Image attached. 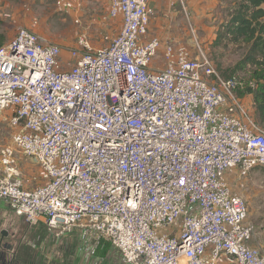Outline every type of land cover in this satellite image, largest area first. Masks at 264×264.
<instances>
[{
  "label": "built area",
  "instance_id": "obj_1",
  "mask_svg": "<svg viewBox=\"0 0 264 264\" xmlns=\"http://www.w3.org/2000/svg\"><path fill=\"white\" fill-rule=\"evenodd\" d=\"M107 2L100 21L121 19L107 48L80 33L64 58L28 28L0 48V114L13 131L0 202L56 237L76 231L82 262L108 241L122 264H264L230 184L264 169V130L237 79L198 44L149 37V0ZM17 155L38 167L32 188Z\"/></svg>",
  "mask_w": 264,
  "mask_h": 264
},
{
  "label": "rangeland",
  "instance_id": "obj_2",
  "mask_svg": "<svg viewBox=\"0 0 264 264\" xmlns=\"http://www.w3.org/2000/svg\"><path fill=\"white\" fill-rule=\"evenodd\" d=\"M56 1L0 0V48L11 42L20 28H28L60 46L63 50L62 56L67 58L65 50L77 47V37L85 27L89 26L91 35L94 33V38L89 41L96 49L107 48L118 34L117 23L100 21V17L105 13V0L96 4L97 17H89L85 21L81 18V25L75 23V14L58 8ZM231 7V0H217L215 6L209 10H206L205 0H172L171 11L178 12L177 18L175 17L174 38H178L180 43L192 50L198 44L222 78L234 76L239 83L236 93L253 116V95L249 94L248 89L254 87L251 78L254 69L250 66L242 70L236 68L243 59L246 48L228 44L226 40L218 41L220 27L228 20ZM4 118L5 116L0 114V149L10 144L13 132ZM254 119L264 130V125ZM17 158L20 168L23 169V166L26 169H23L24 177L33 176L36 164L19 155ZM229 177L233 192L250 205L247 221L255 228L252 245L264 249V169H255L248 179H238L234 173ZM3 232L7 234L4 239ZM79 242L76 231L56 237L41 224L33 227L22 218L15 217L0 203V250L4 245L10 246L11 249L6 252L7 257L16 253L19 264H122L108 241H103L108 246L104 257L100 258L94 254L90 261L81 263Z\"/></svg>",
  "mask_w": 264,
  "mask_h": 264
},
{
  "label": "trees",
  "instance_id": "obj_3",
  "mask_svg": "<svg viewBox=\"0 0 264 264\" xmlns=\"http://www.w3.org/2000/svg\"><path fill=\"white\" fill-rule=\"evenodd\" d=\"M231 3L228 20L220 27L218 41L226 40L228 44L246 48L236 68L242 70L250 66L254 69L251 76L254 87L248 92L253 95V117L264 125V0H231ZM107 251V244L101 241L93 255L102 258Z\"/></svg>",
  "mask_w": 264,
  "mask_h": 264
},
{
  "label": "crops",
  "instance_id": "obj_4",
  "mask_svg": "<svg viewBox=\"0 0 264 264\" xmlns=\"http://www.w3.org/2000/svg\"><path fill=\"white\" fill-rule=\"evenodd\" d=\"M67 1H69V0H67ZM71 1L77 2L80 5V11H78L77 13H74L75 14L74 18L78 15L79 20H80V22H79L80 25H81V18H83V21H85L89 17H91V18L97 17L98 11L96 8V4L100 3L101 2L100 0H70V2ZM205 1L207 3V9L206 10L212 9L213 6H215V4L217 3V0H205ZM171 4H172V0H149V5L153 9V16L151 17L150 23H149V32H148L149 37H158L161 39H166V38L175 39L174 38V33H175L174 29L176 28V18H177L178 12L171 11V8H170ZM175 9H177V7ZM175 9H174V11H175ZM263 9H264V6H263ZM103 10L105 11V13L103 15H105L107 13V10H108L107 0H105V5H104ZM111 21L117 23V25L119 26V28L116 29V31L120 30L121 19L118 18L116 20H111ZM88 28H89V26L85 27L84 29H82L80 31V33L86 34L88 39L94 38V33L91 35V33L88 31ZM177 39L178 38H176L175 40H177ZM36 167H37V165H36ZM19 168H20V166H19ZM22 168L24 169V171H26V169L23 166H22ZM23 169L20 168L21 173L23 175L25 185L28 188H32L34 186V183L31 181V176H29L28 178H27V176L24 177L25 175L23 174V172H24ZM35 171H36L35 174H32L33 176H35L36 173L39 172L38 167L35 169ZM250 175H249V177H250ZM0 203H1V205L3 204L4 206H6L2 202H0ZM246 203H247L248 208H249V206H250L249 203L247 201H246Z\"/></svg>",
  "mask_w": 264,
  "mask_h": 264
},
{
  "label": "flooded vegetation",
  "instance_id": "obj_5",
  "mask_svg": "<svg viewBox=\"0 0 264 264\" xmlns=\"http://www.w3.org/2000/svg\"><path fill=\"white\" fill-rule=\"evenodd\" d=\"M2 239H4V237H2ZM1 245H0V249H1ZM2 248L3 249L0 250L1 251V253H0V264H19V261L16 260V256H17L16 253H12V255L9 258L7 257L6 252L11 249L10 246L4 245V247H2ZM82 261H81V263H82Z\"/></svg>",
  "mask_w": 264,
  "mask_h": 264
},
{
  "label": "water",
  "instance_id": "obj_6",
  "mask_svg": "<svg viewBox=\"0 0 264 264\" xmlns=\"http://www.w3.org/2000/svg\"><path fill=\"white\" fill-rule=\"evenodd\" d=\"M6 236H7L6 232H3L2 237H6Z\"/></svg>",
  "mask_w": 264,
  "mask_h": 264
}]
</instances>
